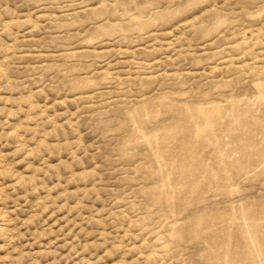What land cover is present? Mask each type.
Wrapping results in <instances>:
<instances>
[{"label": "rangeland", "instance_id": "374dc122", "mask_svg": "<svg viewBox=\"0 0 264 264\" xmlns=\"http://www.w3.org/2000/svg\"><path fill=\"white\" fill-rule=\"evenodd\" d=\"M0 264H264V0H0Z\"/></svg>", "mask_w": 264, "mask_h": 264}]
</instances>
